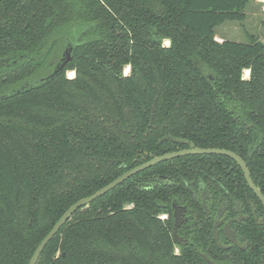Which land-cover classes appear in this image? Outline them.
Wrapping results in <instances>:
<instances>
[{"label": "trees", "instance_id": "obj_1", "mask_svg": "<svg viewBox=\"0 0 264 264\" xmlns=\"http://www.w3.org/2000/svg\"><path fill=\"white\" fill-rule=\"evenodd\" d=\"M247 4L0 0V264H28L71 204L187 147L163 136L234 151L264 194V41L215 39L220 24L245 21ZM65 47L71 60L40 81ZM201 184L208 203L227 210L228 194L257 200L230 157H174L77 209L36 264H208L198 250L228 264L202 212ZM173 201L187 207L178 229L186 245L171 234ZM232 252V264L246 259Z\"/></svg>", "mask_w": 264, "mask_h": 264}, {"label": "flooded vegetation", "instance_id": "obj_2", "mask_svg": "<svg viewBox=\"0 0 264 264\" xmlns=\"http://www.w3.org/2000/svg\"><path fill=\"white\" fill-rule=\"evenodd\" d=\"M254 185L260 190L261 194L264 196L259 186L256 183H254ZM249 190L257 200L252 197H248V195H246L245 200H241L238 198H234L232 194H228L227 210L225 201L219 200L216 205H210V203H208V197L210 195L205 184H201L198 187V198L200 200L202 212L206 216L211 215L213 219L210 227V235L212 241L215 247L222 249L217 246L212 235L213 225L215 223H218L216 227L218 239L222 244L228 246V248L222 249H228V264H232L233 262L234 255L232 251L234 249H237L238 251H244V253L246 254V259L241 264H264V244L262 240L264 234V205L258 198V196L250 188ZM172 205L185 207L184 217L186 218V220H184L180 224V226L178 227L179 229L181 225L185 223L188 219L187 207L186 205L180 204L176 201H173ZM173 210L174 209L172 207V217ZM227 221L228 226H226ZM178 229V236L187 244V238L184 236H180L178 233ZM226 233L228 234V239L226 237ZM177 244L186 245L180 243ZM254 244H258L260 247L262 246V249L259 252H253L252 247ZM199 252L201 251L198 250V253Z\"/></svg>", "mask_w": 264, "mask_h": 264}, {"label": "water", "instance_id": "obj_3", "mask_svg": "<svg viewBox=\"0 0 264 264\" xmlns=\"http://www.w3.org/2000/svg\"><path fill=\"white\" fill-rule=\"evenodd\" d=\"M70 51H71V49H68L67 47H65V49L62 52V56H61L60 60L55 64L52 72L47 77L40 78L39 80L41 81L43 79L51 78L54 75H56L57 73H59L65 67V65L71 60ZM167 139L171 140L173 142H179V143L186 144L187 147L184 149L177 150V151H171V152H167V153H164L161 155L154 156V157L144 161L143 163H141L137 166H134L131 169L125 171L124 173H122L121 175H119L114 180H112L111 182H109L108 184L103 186L102 188L98 189L94 193H92L86 197H83V198L77 200L76 202H74L73 204H71L63 212V214L59 217V219L54 223V225L47 232V234L41 239V241L39 242V244L35 248L31 258L29 259L28 264H36V262L39 258V255L42 252L45 245L57 233V231L60 229V227L68 219H70L71 215L77 209L87 206L90 202H92L96 198L102 196L103 194H105L106 192H108L112 188L116 187L117 185L121 184L122 182H124L126 179H128L132 175H134V174H136V173H138V172H140V171H142V170H144V169H146V168H148V167H150V166H152L158 162L165 161V160H168V159H171L174 157H180V156L192 155V154H217V155H224V156L230 157L232 160H234L236 162V164L241 169L248 187L258 196V198L261 200V202L264 205V196L261 194L260 190L254 185V183L250 177L249 169L247 168L245 161L238 154H236L234 151L223 149V148L196 147L193 142H191L187 139L177 138V137L170 136V135L163 136L161 140H167ZM172 207L174 209L173 210L172 237L174 238V240L177 243L186 244V242L183 241L177 234L178 227L180 226V224L184 220H186V218L184 217L185 207L175 206V205H172ZM217 225H218V223H215L213 225V228H212V235H213L214 241L218 247H220L222 249L228 248L227 245L222 244L220 242V240L218 239V234H217V230H216ZM226 226H228V221L226 223ZM226 237L228 239L227 233H226ZM199 255L209 264H226V263H222V262H216V261L210 259L209 257H207L202 252H199Z\"/></svg>", "mask_w": 264, "mask_h": 264}, {"label": "rangeland", "instance_id": "obj_4", "mask_svg": "<svg viewBox=\"0 0 264 264\" xmlns=\"http://www.w3.org/2000/svg\"><path fill=\"white\" fill-rule=\"evenodd\" d=\"M247 17L244 22H224L216 27L215 39H233L236 41L245 42L248 36L258 38L264 41V0H248L246 7ZM168 42L165 40L164 44ZM129 66H125L124 73L127 74ZM74 73V72H73ZM71 70H66V76L74 75ZM249 72L244 69L242 76L248 77ZM165 217V214L162 215Z\"/></svg>", "mask_w": 264, "mask_h": 264}, {"label": "built area", "instance_id": "obj_5", "mask_svg": "<svg viewBox=\"0 0 264 264\" xmlns=\"http://www.w3.org/2000/svg\"><path fill=\"white\" fill-rule=\"evenodd\" d=\"M217 41L221 42L222 40L221 39H216Z\"/></svg>", "mask_w": 264, "mask_h": 264}, {"label": "bare ground", "instance_id": "obj_6", "mask_svg": "<svg viewBox=\"0 0 264 264\" xmlns=\"http://www.w3.org/2000/svg\"><path fill=\"white\" fill-rule=\"evenodd\" d=\"M128 67V66H127ZM128 71V70H127ZM246 71H248L247 69H246ZM72 73H73V71H71ZM249 72V71H248ZM73 76V75H72Z\"/></svg>", "mask_w": 264, "mask_h": 264}]
</instances>
